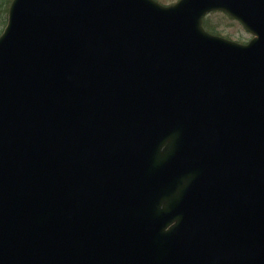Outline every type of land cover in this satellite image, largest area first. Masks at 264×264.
Masks as SVG:
<instances>
[{"label": "water", "instance_id": "obj_1", "mask_svg": "<svg viewBox=\"0 0 264 264\" xmlns=\"http://www.w3.org/2000/svg\"><path fill=\"white\" fill-rule=\"evenodd\" d=\"M0 264H264V0H15Z\"/></svg>", "mask_w": 264, "mask_h": 264}, {"label": "rangeland", "instance_id": "obj_2", "mask_svg": "<svg viewBox=\"0 0 264 264\" xmlns=\"http://www.w3.org/2000/svg\"><path fill=\"white\" fill-rule=\"evenodd\" d=\"M13 0H0V36L4 32L8 21L9 9ZM164 5H172L179 0H158ZM203 24L206 29L214 35L224 37L226 39L247 44L253 35L245 30V28L236 20L223 12H212L208 14Z\"/></svg>", "mask_w": 264, "mask_h": 264}]
</instances>
